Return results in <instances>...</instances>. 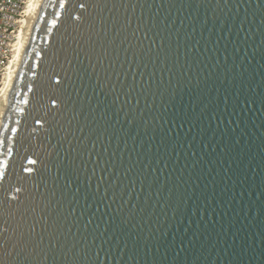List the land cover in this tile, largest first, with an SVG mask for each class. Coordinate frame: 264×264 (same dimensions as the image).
Here are the masks:
<instances>
[{"label":"water","instance_id":"1","mask_svg":"<svg viewBox=\"0 0 264 264\" xmlns=\"http://www.w3.org/2000/svg\"><path fill=\"white\" fill-rule=\"evenodd\" d=\"M0 96V264H264V0H33Z\"/></svg>","mask_w":264,"mask_h":264},{"label":"built area","instance_id":"2","mask_svg":"<svg viewBox=\"0 0 264 264\" xmlns=\"http://www.w3.org/2000/svg\"><path fill=\"white\" fill-rule=\"evenodd\" d=\"M33 0H0V96L19 47V32Z\"/></svg>","mask_w":264,"mask_h":264}]
</instances>
